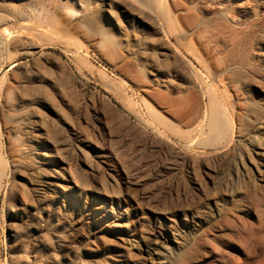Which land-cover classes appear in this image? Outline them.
Listing matches in <instances>:
<instances>
[{
	"label": "rangeland",
	"instance_id": "rangeland-1",
	"mask_svg": "<svg viewBox=\"0 0 264 264\" xmlns=\"http://www.w3.org/2000/svg\"><path fill=\"white\" fill-rule=\"evenodd\" d=\"M21 1L0 0L7 3L0 6V13L9 16L0 23V167L5 170L0 174V264H33L36 256L44 264H82L83 260L99 264L105 259L113 262L124 245L135 254V261L152 264L130 241L124 243L128 236L126 228L114 225L113 217L100 223L107 228V243L82 239L68 256L58 251V259L38 245L39 234L33 228L38 221L23 213H30V207L36 203L30 178H38V174L31 165L14 169V141L22 139L33 152L32 157L40 148L54 151L55 147H38L30 126L20 132L13 128L8 114L11 108L19 114L22 104L24 121L38 119L33 116L34 110L55 120L56 139L60 143L65 142L69 133L65 119L84 126L83 109L98 111L106 138L130 181V188L119 192L107 206L123 210L136 199L146 215L159 213L160 220L171 222L188 246H197L192 264H264V181L250 161V156L255 157L256 144L245 139L226 156L211 147L190 146V138L196 136V128L206 119L208 96L200 86L192 84L189 66L183 60L170 52L162 55L164 43H169L199 64L198 56L211 60L217 54L214 47L227 53L231 42L238 40L262 53L256 61L252 59L259 74L251 90L264 101V0H177V5L176 0H168L174 20L170 38L153 29L148 11H133L121 15L124 32L107 22L92 25L84 31L86 36L82 32V49L68 46L65 25L56 20L55 26L47 22L46 9ZM203 3L214 8L202 11ZM62 9L57 8L54 15L60 16L58 11ZM221 10L226 11V17L220 15ZM63 15L71 23L75 18L68 13ZM24 21L35 28L23 27ZM59 28L63 29L62 34ZM91 31L96 36H90ZM135 31L148 33L154 43L146 50H136L130 35ZM234 31L239 39L234 37ZM28 38H37L40 44L31 47ZM127 43L134 46L133 52L126 48ZM17 79L25 85L24 89L15 87ZM225 84L220 85V90L226 89L227 100L236 105L239 84ZM194 113L199 115L193 123ZM62 154L88 186L82 200L74 206L59 204L64 221L71 228L80 223L79 214L86 203L98 202L96 190L102 183H109V179L102 168L87 173L86 164L70 151L63 150ZM51 205L54 204L49 203L48 207ZM156 222L159 223L154 217L145 219L140 228L150 230ZM80 230L90 231L92 226L83 224ZM91 245L100 246L95 256L86 248ZM123 264L134 263L126 260Z\"/></svg>",
	"mask_w": 264,
	"mask_h": 264
},
{
	"label": "bare ground",
	"instance_id": "bare-ground-1",
	"mask_svg": "<svg viewBox=\"0 0 264 264\" xmlns=\"http://www.w3.org/2000/svg\"><path fill=\"white\" fill-rule=\"evenodd\" d=\"M23 1L38 5L44 11L46 9L47 22L54 24L56 20L58 23L60 22V25L61 23L65 25L64 28L67 30L66 34L69 37L68 39H70L67 40L69 41V45L68 43L67 45L71 47L73 45L76 49L81 48V43L83 42L80 41L79 35L85 30L88 31L96 23L107 22L114 29L124 32L126 28L122 20V14L128 12L134 11L138 14L148 11L153 29L158 33L164 34V38H170V31L174 23L171 14L172 9L169 7L170 3L168 0H22L21 2ZM5 3H0V6L5 5ZM177 3L178 1L176 0L174 5H177ZM59 7H63V9L62 11H58L60 16L56 15V17L54 12ZM215 7L217 8V4ZM213 8V5L209 3H203L200 6V10L207 12ZM65 13L73 16V18L75 17L72 23L69 21L70 18L63 17ZM4 14L0 13V23L3 21L6 22L9 19V16ZM220 15L226 17V11L221 10ZM193 19L196 20L195 18ZM49 23L48 25L51 24ZM56 24L57 22L54 26ZM22 26L28 27V29L29 27L35 28L28 21H24ZM53 30L55 31L56 29L54 28ZM60 30H62L60 33L62 34L63 29ZM59 31L54 33H59ZM234 32V37L239 39L238 35H236L238 32ZM41 33L43 34V32ZM84 35L86 36L85 32ZM89 35L93 37L95 34L93 35L91 31ZM130 35L134 37L136 50H146L150 44L154 43L153 37L148 33L135 31ZM234 37L232 39H235ZM37 40L39 41L37 38L36 40L34 38L26 39L31 47H37L40 44H38ZM84 44L82 47H84ZM126 46L128 50L133 52L134 46L131 47L128 43ZM164 47L165 51L162 55L170 52L177 59L183 60L189 66L190 81L192 84L200 86L205 95L208 96V113L206 111V119L201 124L199 123L200 125L196 128V136L190 138V146L195 144L203 148L211 147L219 154L226 156L230 150L237 149L242 141L250 139L256 144L253 149L255 157L250 156V161L254 163V166L260 173L259 175H261V180L264 181V101L260 100L251 90L254 81L257 79V74H259V70L252 63V59H259L262 53L248 48L245 44H240L238 40H234L228 47V49L230 48L229 52L225 53L223 48L216 46L214 50L217 51V54L215 58L212 57L213 60L212 58L209 60L210 58L198 56L200 60L199 64H196L179 47L169 45V43H164ZM79 52L77 51V53ZM154 75V78L157 80L158 73ZM164 81H168V79ZM15 82V87L23 88L25 86L20 79H17ZM229 82L237 83L240 87L238 88L239 92L237 90L238 94L236 93L238 95V103L236 105L230 104L227 100L224 92L226 89L224 91H221L222 89L220 90V85ZM14 91L11 90V93ZM12 100L15 101V99ZM11 104L13 103L11 102ZM19 106L22 109L24 107L23 104ZM22 109H19L20 113L17 115L13 112V108L10 109L8 115H10L9 121L13 123L11 124L13 128L20 132L26 126H30L32 129L31 134L36 137L35 139L39 144L38 147H43L47 144L54 145L55 147L54 151L40 148L37 151V155L32 157L33 152L24 146L21 141L22 139L17 138L16 142L14 141V152L11 160L14 169L17 170L31 165L34 172L38 174V178H30L34 186L33 190L35 191L36 203L30 207V213L25 211L23 213H26L25 215L28 217L33 216L37 219L38 223L34 224L33 228L39 234L38 245L48 249L53 259H58V251L63 252L65 256L71 254L76 245L75 243L82 239H88L100 244L107 243L109 237L106 234L107 228L105 225H100V223L108 217H113L115 220L114 225L124 227V229L126 228L128 236L124 239V243L130 241L134 247L143 252L144 258L146 260L148 259L152 264H154L153 261L155 260L158 261V264H192L194 262L197 246H193L194 244L188 246L174 229L171 222L160 220L159 213L156 214L157 216L146 215L144 207L139 200L134 199L131 207L123 210L107 206L109 201H114L118 197L119 192L130 188V181L119 156L112 149L106 138L103 119L98 111H89L88 108L83 109L84 126L65 119V122L68 124L67 126H69V133L65 142L60 143L56 139L57 123H54L55 120L51 119L52 117L50 118L48 114H43L44 112L41 113L34 110V114H32L33 116L36 115L35 117H38V119H35L33 122H27L24 121L26 120L25 118L24 120L22 119V116H24L21 115ZM194 114L193 123L197 121L199 113ZM146 129L148 128L146 127ZM63 150L70 151L77 159L84 162L88 168L87 173H92L95 169L102 168L109 179V183L108 181H106L107 183H102V187L96 190L95 198L98 202L86 203L82 209L83 211L79 214L80 218L78 221L80 223L71 228L66 225L64 221L65 214L63 215L62 210H60L59 204L68 207L71 205L74 206L82 200L88 190V186L86 187V183H83L79 178V172L76 167L65 156H62ZM4 171L0 167L1 175L4 174ZM117 188L119 189L118 191ZM49 203H53L54 205L48 207ZM23 213H18V215H23ZM151 217H154L159 223L156 222L152 229L143 231L140 228V224L145 219ZM83 224L92 226V230L81 231L80 229ZM129 227L133 228L130 229ZM99 247L91 245L86 248L95 256L99 251ZM134 255L128 246L124 245L121 246L113 262L106 261L105 259L101 260L99 264H123L126 260L134 264H140L135 261ZM41 260L42 258L38 259L36 256L33 264H44ZM82 264H88V262L83 260Z\"/></svg>",
	"mask_w": 264,
	"mask_h": 264
}]
</instances>
